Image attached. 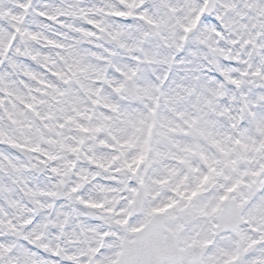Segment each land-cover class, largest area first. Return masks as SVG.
Wrapping results in <instances>:
<instances>
[{
    "label": "snow or ice",
    "instance_id": "snow-or-ice-1",
    "mask_svg": "<svg viewBox=\"0 0 264 264\" xmlns=\"http://www.w3.org/2000/svg\"><path fill=\"white\" fill-rule=\"evenodd\" d=\"M0 264H264V0H0Z\"/></svg>",
    "mask_w": 264,
    "mask_h": 264
},
{
    "label": "rangeland",
    "instance_id": "rangeland-1",
    "mask_svg": "<svg viewBox=\"0 0 264 264\" xmlns=\"http://www.w3.org/2000/svg\"><path fill=\"white\" fill-rule=\"evenodd\" d=\"M154 43H156V42L154 41ZM181 58H185V59H186L187 57L182 56V55H180V54L177 55V65H174V67H173V69H172V74H171L170 77H169V81H168V83L165 85V88H166V89L169 88V85H171V87H174V85H173V83H172L173 80H175L177 83H182V84L187 85L188 83H190V80L185 79V80L181 81L179 78H180V77H186V76H188V77H193V76H196V75L199 74V73H197V72L191 70L192 68H194V65H179V64H178V61H179V59H181ZM155 67L157 68V74H162L163 71H164V67H165V66H163V65H156ZM185 67L188 68L189 71L186 72V71L184 70ZM175 90H176V91H179L178 88L175 89Z\"/></svg>",
    "mask_w": 264,
    "mask_h": 264
},
{
    "label": "clouds",
    "instance_id": "clouds-1",
    "mask_svg": "<svg viewBox=\"0 0 264 264\" xmlns=\"http://www.w3.org/2000/svg\"><path fill=\"white\" fill-rule=\"evenodd\" d=\"M169 87H171V85H169Z\"/></svg>",
    "mask_w": 264,
    "mask_h": 264
}]
</instances>
